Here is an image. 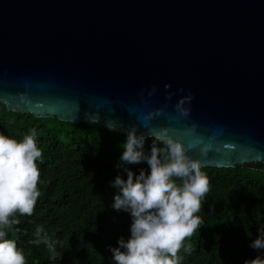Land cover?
<instances>
[{"label": "water", "instance_id": "1", "mask_svg": "<svg viewBox=\"0 0 264 264\" xmlns=\"http://www.w3.org/2000/svg\"><path fill=\"white\" fill-rule=\"evenodd\" d=\"M189 92L185 118L174 105ZM0 102L134 125L180 140L202 167L264 164V0H0Z\"/></svg>", "mask_w": 264, "mask_h": 264}, {"label": "trees", "instance_id": "2", "mask_svg": "<svg viewBox=\"0 0 264 264\" xmlns=\"http://www.w3.org/2000/svg\"><path fill=\"white\" fill-rule=\"evenodd\" d=\"M32 128L43 152L37 161L41 195L31 217L17 213L20 224L9 230V238L25 252L27 264H115L110 248L118 247L121 237L129 238L132 222L129 213L111 206L116 194L111 182L117 175L126 179L117 167L126 135L95 124L18 114L0 102V132L21 140ZM153 143L166 147L149 137L146 153ZM127 167L137 175L141 169L150 172L146 162ZM202 171L210 191L197 213L201 228L185 239L178 253L181 264H245L264 254L249 246L264 227V164ZM37 227L58 241L61 260H49L47 247L32 243Z\"/></svg>", "mask_w": 264, "mask_h": 264}, {"label": "clouds", "instance_id": "3", "mask_svg": "<svg viewBox=\"0 0 264 264\" xmlns=\"http://www.w3.org/2000/svg\"><path fill=\"white\" fill-rule=\"evenodd\" d=\"M155 91L153 86L149 95ZM173 95L168 93L169 101ZM193 99L191 92L180 97L175 110L187 118L191 111L188 105ZM162 111L149 112L144 120L149 121ZM36 137V128L21 140L0 132V264H27L25 252L9 238V230L20 224L17 213L33 215L41 195L37 161L41 160L43 152ZM161 142L166 146L164 149L153 143L146 153L145 135H138L134 125L126 131L117 164L126 173V179L117 175L111 182L116 189L111 206L117 212L129 213L132 222L129 238L121 237L118 247L110 248L115 264H181L178 253L183 242L201 228L202 219L197 213L210 191L209 177L202 171L201 161L191 158L180 140L168 137ZM201 152L205 155L207 148ZM141 162L147 163L150 172L146 174L141 169L137 175L127 167ZM34 235L32 243L44 244L49 260L62 259L63 253L58 252L56 246L58 241L51 239L43 227H37ZM249 246L264 250V227L258 228V235ZM245 264H264V254L246 260Z\"/></svg>", "mask_w": 264, "mask_h": 264}]
</instances>
